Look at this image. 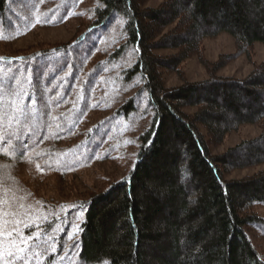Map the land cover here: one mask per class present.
Returning <instances> with one entry per match:
<instances>
[{
  "label": "trees",
  "instance_id": "trees-1",
  "mask_svg": "<svg viewBox=\"0 0 264 264\" xmlns=\"http://www.w3.org/2000/svg\"><path fill=\"white\" fill-rule=\"evenodd\" d=\"M145 1L99 0L88 31L119 19L127 40L108 56L97 55L98 41L82 48L76 39L11 59L30 70L44 128L63 129L67 114L61 110L72 98L83 111L91 108L104 69L118 72L125 92L135 90L117 113L148 118L128 174L82 204L80 258L86 264H264L245 229L264 221L254 210L264 206V170L227 180L219 168L264 164V132L213 157L198 127L222 139L243 124L264 122V92L258 90L264 87V64L246 78L212 76L171 88L161 71L180 73L185 59L203 55L205 39L221 33L231 35L240 51L264 44V0H166L157 7ZM8 4L0 0V15ZM241 94L248 99L244 104ZM189 107L195 113L185 111ZM217 111L229 112L232 120ZM1 142L0 151L17 155L12 160L23 157L28 144L32 156L35 146L23 140L22 130L6 133Z\"/></svg>",
  "mask_w": 264,
  "mask_h": 264
},
{
  "label": "rangeland",
  "instance_id": "rangeland-1",
  "mask_svg": "<svg viewBox=\"0 0 264 264\" xmlns=\"http://www.w3.org/2000/svg\"><path fill=\"white\" fill-rule=\"evenodd\" d=\"M164 1L147 0L144 6L157 7ZM99 5V0H9L7 11L0 15V144L6 133L19 130L23 140L35 141L32 156L27 154L29 144L21 150L24 156L13 160L9 159L15 155L12 151H0V264H86L80 258L85 213L82 204L122 180L137 158L139 135L147 128L148 118L126 119L117 113L135 90L125 92L120 88L116 70L104 69L94 84V91L101 92L91 108L83 111L76 98L65 105L61 112L67 116L59 118L64 120L63 129L56 131L42 124L30 70L11 62L13 57L76 39L82 48L98 41L102 49L97 55L108 56L127 40L119 19L111 27L88 31ZM202 46L203 55L192 54L185 59L180 73L161 70L166 87L212 76L242 79L264 64L261 42L240 51L231 35L221 33L205 39ZM133 54L131 51V57ZM16 68L20 70L14 75ZM258 90L262 94L264 87ZM247 101L241 94V104ZM185 111L193 114L196 109ZM217 114L225 121L232 120L227 111ZM198 127L213 157L264 132L263 121L243 124L222 139L211 135L202 124ZM219 168L225 179L231 180L252 176L264 170V164L233 169L219 163ZM254 210L264 219L263 205ZM245 229L264 261V221ZM92 264L111 263L104 260Z\"/></svg>",
  "mask_w": 264,
  "mask_h": 264
},
{
  "label": "bare ground",
  "instance_id": "bare-ground-1",
  "mask_svg": "<svg viewBox=\"0 0 264 264\" xmlns=\"http://www.w3.org/2000/svg\"><path fill=\"white\" fill-rule=\"evenodd\" d=\"M92 264V263H91Z\"/></svg>",
  "mask_w": 264,
  "mask_h": 264
}]
</instances>
